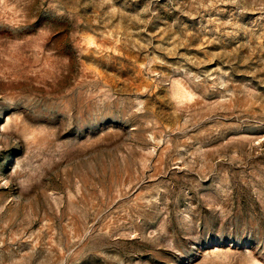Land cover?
<instances>
[{"label": "rangeland", "instance_id": "374dc122", "mask_svg": "<svg viewBox=\"0 0 264 264\" xmlns=\"http://www.w3.org/2000/svg\"><path fill=\"white\" fill-rule=\"evenodd\" d=\"M0 264H264V0H0Z\"/></svg>", "mask_w": 264, "mask_h": 264}]
</instances>
